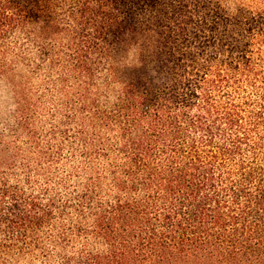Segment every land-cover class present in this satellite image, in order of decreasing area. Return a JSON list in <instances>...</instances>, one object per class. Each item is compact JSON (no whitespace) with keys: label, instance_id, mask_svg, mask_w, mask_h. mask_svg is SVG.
Wrapping results in <instances>:
<instances>
[{"label":"trees","instance_id":"obj_1","mask_svg":"<svg viewBox=\"0 0 264 264\" xmlns=\"http://www.w3.org/2000/svg\"><path fill=\"white\" fill-rule=\"evenodd\" d=\"M235 1L0 0V75L38 46L73 159L56 214L0 146V264H264V7Z\"/></svg>","mask_w":264,"mask_h":264},{"label":"rangeland","instance_id":"obj_2","mask_svg":"<svg viewBox=\"0 0 264 264\" xmlns=\"http://www.w3.org/2000/svg\"><path fill=\"white\" fill-rule=\"evenodd\" d=\"M256 1L262 4L257 7H264V0ZM235 3V0H228L231 8ZM18 42L17 52L30 58L32 63L29 67H23L20 62L14 64L15 81L25 83L13 88L18 92L16 95L7 80L0 75V146L14 154L15 160L10 171L13 182L41 197H54L58 206L55 213L58 214L62 208V194L65 193L62 179L73 160L68 146L62 143V121L66 109L64 102L67 100L62 95L58 72L52 70L46 60L39 58L38 46L24 37H19ZM24 117L27 120L26 129L17 125ZM28 132L32 134L31 137H28ZM38 151L46 155L42 157ZM21 162L26 163L27 169H20Z\"/></svg>","mask_w":264,"mask_h":264}]
</instances>
